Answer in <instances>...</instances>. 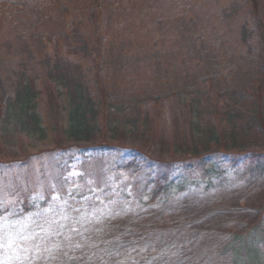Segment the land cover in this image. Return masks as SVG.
<instances>
[{"label": "rangeland", "instance_id": "1", "mask_svg": "<svg viewBox=\"0 0 264 264\" xmlns=\"http://www.w3.org/2000/svg\"><path fill=\"white\" fill-rule=\"evenodd\" d=\"M231 1L129 0L128 19L116 13L110 23L104 12L97 74L90 59L62 51L83 63L103 102L87 142L115 146L102 153L66 134L67 95L36 58L37 35L59 33L65 5L94 40V22L79 13L86 0H0V83L13 94L22 74L36 77L44 129L28 134L14 118L0 123V264H203L205 250L221 248L227 233L243 240L232 248L237 264H264V174L240 176L250 152L235 165L238 176L230 161L236 148L264 145V107L256 111L249 99L255 77L221 22ZM242 20L240 12L233 34ZM220 92L262 123L228 114ZM208 150L226 152L227 162L220 152L206 165L184 157ZM132 151L140 163L133 176L118 168ZM219 161L222 187L205 191L197 182ZM164 176L184 187L150 201L147 191Z\"/></svg>", "mask_w": 264, "mask_h": 264}, {"label": "trees", "instance_id": "2", "mask_svg": "<svg viewBox=\"0 0 264 264\" xmlns=\"http://www.w3.org/2000/svg\"><path fill=\"white\" fill-rule=\"evenodd\" d=\"M261 1L232 0L229 6L220 9L222 13L221 22L231 31L230 34L234 37V45L240 49L239 57L242 65H244V70L251 71L255 77L257 90L254 92L250 91L252 97L249 99L252 101V104L254 103L252 108L256 111H261L264 107V4ZM129 3V0H86V3L79 7V13L89 15V18L94 22L96 29V34L93 35L95 37H93L94 40H92L89 32L81 31V19H74L77 11L67 5L59 9L60 17L62 18V20L61 18L59 19V33H43V35H37L36 37V58L40 59L41 63L47 67L46 76L48 81L54 83V85L61 86L67 95L69 111L68 126L65 131L76 142L89 143L92 129L95 130L98 127L96 120L99 114H101L98 105L103 102L99 97H96V92L93 93L90 90V86L85 79L86 67L83 63L69 60L68 56H64L62 51L65 50L66 54H73L81 60L90 59L97 74L100 71L98 66L102 53L101 34L97 30L101 25L104 12H108L105 15L107 23L111 22L116 13H119L124 19H128L131 12ZM74 12L75 15H73ZM240 12H242L243 20L242 23L237 25L238 34L235 35L230 24L235 23ZM48 44H52L54 47L52 55L47 52ZM229 67L234 69L233 66ZM229 73L233 75L231 72ZM35 80L36 77L22 74L17 79L13 94H9L0 83V123L4 126L9 125L11 119L14 118L21 125L22 131L28 134H43L44 129L41 125V117L36 110V99L39 91L36 88ZM97 87H100V85L97 84ZM225 90L232 91L231 89ZM229 92L218 93V97H220L219 95H223L225 101H227L223 105L232 111V113L229 112L228 114L239 113L242 116H252L258 123H262L261 117L255 112L243 110L238 106L239 102L235 101L231 103L229 101ZM241 93L242 96H249L246 93L245 87L241 90ZM236 103L237 105H235ZM97 132L99 134L103 133L101 130H97ZM108 144V142H100L95 144V147L87 144L82 149L93 148L96 151L99 149L102 153L104 151L108 153L115 149V146L113 147ZM218 152H220L221 157ZM218 152L215 154L216 152L208 150L201 156L197 151H190L184 157L198 158V160L200 157H203L201 162L204 165L207 163V157H209L208 159L220 157L223 161L228 159L229 155L226 152ZM248 152H250L251 163L240 174V170H236L238 168L234 167H236L235 165L239 163L241 158H244L243 155ZM232 155L230 161L233 163L232 168L236 170L237 176L244 174L246 179H251L253 176L264 174V145L255 148H236L232 152ZM123 159L118 162V168L125 170L129 175L133 176L140 168V163L137 160L138 153H135V151L128 152L124 155ZM221 164V161H219L216 162L215 166H205L204 173L207 179L197 182L198 185H203L205 191H212L213 189L222 187L218 184L224 182L223 178L225 177L224 175H227V170ZM163 179V182L158 183L156 188L147 191L150 201L156 202L155 200L157 199H163L168 190L184 187L183 182L180 180L168 179L166 176ZM223 238L224 244L221 248L213 245L210 249L205 250L204 256L201 257L203 264H237V252L232 255V248H237L243 240L238 237V234L230 237L227 233ZM116 245L118 244L116 243ZM215 248L216 254L214 252Z\"/></svg>", "mask_w": 264, "mask_h": 264}]
</instances>
